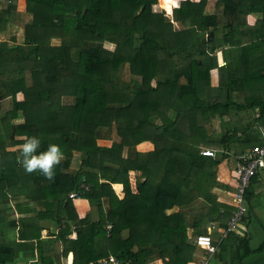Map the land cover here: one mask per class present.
<instances>
[{"label": "trees", "instance_id": "obj_1", "mask_svg": "<svg viewBox=\"0 0 264 264\" xmlns=\"http://www.w3.org/2000/svg\"><path fill=\"white\" fill-rule=\"evenodd\" d=\"M157 2L164 10L161 0H0V100L10 106L0 109V179L18 169L43 176L24 170L20 148L9 150L27 137L40 139L38 151L59 145L52 179H65L63 190H77L96 213L78 219L65 209V224L79 231L77 261L92 243L108 264H208L220 233L222 250L246 239L238 227L227 231L235 207L215 190L222 158L264 145V0H185L161 27ZM117 131L124 159L97 144ZM141 143L153 149L137 152ZM208 148L219 157L203 156ZM259 182L256 174L245 191V227ZM112 184L123 185L122 199ZM198 236L210 238L212 253Z\"/></svg>", "mask_w": 264, "mask_h": 264}, {"label": "crops", "instance_id": "obj_2", "mask_svg": "<svg viewBox=\"0 0 264 264\" xmlns=\"http://www.w3.org/2000/svg\"><path fill=\"white\" fill-rule=\"evenodd\" d=\"M21 3L24 5L22 1L18 4ZM211 6L212 2L208 4L207 9H212ZM18 11L20 12V9ZM256 16L257 14L252 15L249 20L257 19ZM0 38L4 39V36ZM218 53V65L223 66L225 61L221 53ZM213 129L219 132L214 124ZM97 144L111 149V154L115 157L122 159L127 157V147L121 131H117L116 135L113 134L108 139H99ZM15 149L19 147L9 148V150ZM152 149L150 143H141L136 147L137 152L140 153H147ZM208 149L214 152L213 158L219 157L217 156L219 152ZM238 157H232L233 164L222 158L217 168L219 181V186L215 190L217 200L233 207L234 171ZM73 168L70 166V171ZM12 172L9 178L0 179V250L6 248L9 250L3 255L0 253V264H108L107 258L99 259L96 256L95 246L92 243L84 248L82 260L77 261L75 258V251L79 252L75 242L79 231L72 223L65 224L64 213L67 205L69 203L72 205L73 214L78 219L90 215L96 220V213L86 199L69 197L77 190L64 191L61 183L66 181L65 179L49 180L44 176L33 179L21 169ZM62 172L68 173L67 170ZM258 179L260 187L255 185L253 194L259 199L249 213V224L247 227L239 224L235 231L236 234L245 236V241L236 249L235 242L227 239L224 242L225 249L222 250L220 242L223 232L220 233L216 240L214 239L216 250L208 264H264V166L258 174ZM128 182L131 192L136 193L134 170L128 171ZM111 189L118 199L124 197L122 184H112ZM227 222L228 219L225 226ZM135 231V226H130L129 232ZM150 264H160V262L154 261Z\"/></svg>", "mask_w": 264, "mask_h": 264}, {"label": "built area", "instance_id": "obj_3", "mask_svg": "<svg viewBox=\"0 0 264 264\" xmlns=\"http://www.w3.org/2000/svg\"><path fill=\"white\" fill-rule=\"evenodd\" d=\"M262 136L264 138V131L261 129ZM201 154L205 157H214V152L209 149H203ZM264 166V145L255 146L249 152L241 155L237 158V165L235 168V191L233 194V203L235 211L232 212L230 218L227 222V231H233L236 229L243 216L246 213V207L244 205L245 191L248 188L251 179L259 174ZM86 189V188H84ZM70 198H78L79 193H71ZM107 226V230H109ZM195 244L198 247L206 249L208 253H212L214 248L211 245V240L208 236H198L194 240ZM109 262L116 264L112 258H109ZM206 258H203L202 261L198 264H206Z\"/></svg>", "mask_w": 264, "mask_h": 264}, {"label": "clouds", "instance_id": "obj_4", "mask_svg": "<svg viewBox=\"0 0 264 264\" xmlns=\"http://www.w3.org/2000/svg\"><path fill=\"white\" fill-rule=\"evenodd\" d=\"M19 148L18 161L26 172L39 171L49 180L54 177L55 166L63 159V153L59 145L50 144L46 150L38 151L40 139L37 136H30L24 140Z\"/></svg>", "mask_w": 264, "mask_h": 264}, {"label": "rangeland", "instance_id": "obj_5", "mask_svg": "<svg viewBox=\"0 0 264 264\" xmlns=\"http://www.w3.org/2000/svg\"><path fill=\"white\" fill-rule=\"evenodd\" d=\"M164 1V0H163ZM190 1H192V2H198L199 0H190ZM161 3H162V0H161ZM164 4V5H163ZM162 7H164V10L168 13H166L164 10H160L159 9V3L157 2V4H156V6H154V9L157 11V20L159 21V27H161V25L163 24V23H165L167 20V22H171V19H172V13H171V11H167V7H166V4L163 2L162 3ZM18 9H20V12H23L24 11V5L21 3V4H18ZM170 10H172L171 9V7H170ZM173 10H175V9H173ZM172 10V11H173ZM171 13V14H170ZM204 13L205 14H212L213 13V9H205V11H204ZM27 20H28V18L27 17H23V18H20V24H22V25H24L26 22H27ZM175 28L176 29H178V25H175ZM17 31H18V29L17 30H12L10 33H9V36L10 35H13L14 33H17ZM5 37V36H4ZM8 37V36H7ZM3 40V39H2ZM51 44L52 45H57V44H59V41H57V40H52L51 41ZM110 45H108V47H109ZM112 47V46H111ZM217 55V58H218V55H219V53H217L216 54ZM121 79H126L127 80V75H126V72L124 71V69H122V71H121ZM236 95V94H235ZM237 96H240V94H237ZM236 100L238 99V97H236L235 98ZM3 102L4 101H2V100H0V109H1V112L3 113V112H5V111H7L8 110V108L10 107V106H8L7 104H3ZM9 103V102H8ZM243 125L242 124H238V127H242ZM118 134L119 133H117V136H118ZM113 135V134H112ZM111 135V136H112ZM114 135H116V132L114 133ZM216 139H218V137H216ZM231 164H233V161H232V157L230 158V159H227ZM254 198V197H253ZM258 199H259V197L257 196V197H255L254 199H252V201H255L254 202V205L257 203V201H258Z\"/></svg>", "mask_w": 264, "mask_h": 264}, {"label": "bare ground", "instance_id": "obj_6", "mask_svg": "<svg viewBox=\"0 0 264 264\" xmlns=\"http://www.w3.org/2000/svg\"><path fill=\"white\" fill-rule=\"evenodd\" d=\"M163 1V0H162ZM183 1H185V0H164L163 2L166 4V7H167V11L169 12V11H171V13H172V10H170V7L172 6V5H178L177 7H173V8H178L179 7V5H180V3L181 2H183ZM172 8V9H173ZM170 13V14H171ZM114 260V259H113Z\"/></svg>", "mask_w": 264, "mask_h": 264}]
</instances>
